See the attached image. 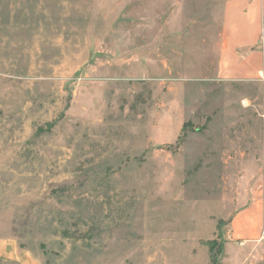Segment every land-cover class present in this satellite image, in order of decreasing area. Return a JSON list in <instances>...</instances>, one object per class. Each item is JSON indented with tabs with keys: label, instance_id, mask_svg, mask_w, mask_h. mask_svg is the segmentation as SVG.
Returning a JSON list of instances; mask_svg holds the SVG:
<instances>
[{
	"label": "rangeland",
	"instance_id": "rangeland-1",
	"mask_svg": "<svg viewBox=\"0 0 264 264\" xmlns=\"http://www.w3.org/2000/svg\"><path fill=\"white\" fill-rule=\"evenodd\" d=\"M229 1L0 0V241L37 264H264L229 233L264 198V82L218 78Z\"/></svg>",
	"mask_w": 264,
	"mask_h": 264
},
{
	"label": "crops",
	"instance_id": "crops-1",
	"mask_svg": "<svg viewBox=\"0 0 264 264\" xmlns=\"http://www.w3.org/2000/svg\"><path fill=\"white\" fill-rule=\"evenodd\" d=\"M218 78L221 81H261L264 77V4L262 0H231L224 18ZM264 82V81H263ZM230 238L241 245L264 241V198L255 199L238 211L230 227ZM17 243L0 241V259L37 264L34 255L22 251Z\"/></svg>",
	"mask_w": 264,
	"mask_h": 264
},
{
	"label": "built area",
	"instance_id": "built-area-1",
	"mask_svg": "<svg viewBox=\"0 0 264 264\" xmlns=\"http://www.w3.org/2000/svg\"><path fill=\"white\" fill-rule=\"evenodd\" d=\"M262 81H264V77H262Z\"/></svg>",
	"mask_w": 264,
	"mask_h": 264
}]
</instances>
